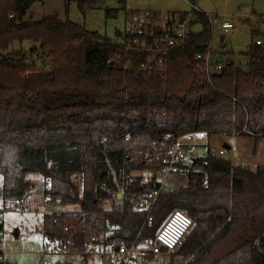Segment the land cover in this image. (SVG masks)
<instances>
[{
    "label": "trees",
    "instance_id": "1",
    "mask_svg": "<svg viewBox=\"0 0 264 264\" xmlns=\"http://www.w3.org/2000/svg\"><path fill=\"white\" fill-rule=\"evenodd\" d=\"M65 2L78 3L83 15L96 6L94 0ZM44 3L0 0L3 207L25 201L32 188L27 175L40 174L48 203L80 205L78 212L42 218L45 239L74 242L67 253H90L92 238L115 249L154 240L179 209L193 221L172 252L183 264H264V167L252 171L208 151L177 166L187 184L159 195L150 223L137 208L158 186L176 138L264 139V44L252 40L240 54L248 58V70L229 60L208 76L196 55L206 52L213 30L197 13L192 25L203 30L191 28L186 45L170 52L163 80L138 70L148 56L119 43L122 33L113 40L57 14L38 15ZM15 42L38 45L41 66L21 51L9 52ZM143 171L153 175L146 183L134 175ZM0 264H9L1 250Z\"/></svg>",
    "mask_w": 264,
    "mask_h": 264
},
{
    "label": "rangeland",
    "instance_id": "2",
    "mask_svg": "<svg viewBox=\"0 0 264 264\" xmlns=\"http://www.w3.org/2000/svg\"><path fill=\"white\" fill-rule=\"evenodd\" d=\"M186 1L195 2L200 10L214 13L218 19H226L234 24L235 29L224 35L219 21L214 20L211 40L213 48L223 57V62L230 60L238 64L242 70H248V58L240 54L247 51L251 41L259 37L260 32L264 33V0H94L96 6L85 15L80 12L76 2L68 5L65 0H45L44 4L38 5L37 13L57 14L62 21L69 20L91 32L115 40L116 33L123 32L124 20L128 13L148 8L153 11L184 13L190 11ZM106 10H115L116 17L107 18ZM223 35L225 49H222L221 43ZM257 41L264 44V37ZM35 46L38 47L32 42L22 44L15 42L9 52L21 51L29 58V62H36L41 66L42 53ZM225 145L230 148H225ZM208 151L213 156L227 159L233 165L243 166L252 171L264 167V139L255 141L252 137L235 134L213 135L208 139L201 134L198 135L192 149H187L185 163L191 165L193 159L207 156ZM134 175L141 176L144 183L153 178L149 171L136 172ZM27 178L32 183V188L19 212L15 210L17 207L15 202L3 207L0 189V250L9 264H49L56 256H52L51 253L43 254L45 242L42 234L43 215L78 212L80 205L48 203L43 197L46 186L44 178L34 173L28 174ZM157 180L163 181L159 176ZM186 184L187 180L183 174L171 173L165 186L168 191H174ZM103 244L100 241L99 247ZM137 258L135 264H183L182 257L172 252H162L152 255L151 258L140 254ZM58 259L63 261L60 257ZM110 259V256L99 255L89 264H109Z\"/></svg>",
    "mask_w": 264,
    "mask_h": 264
},
{
    "label": "built area",
    "instance_id": "3",
    "mask_svg": "<svg viewBox=\"0 0 264 264\" xmlns=\"http://www.w3.org/2000/svg\"><path fill=\"white\" fill-rule=\"evenodd\" d=\"M186 4L190 11L184 13L143 10L130 12L126 15L122 32L124 39L119 43L126 45V48L132 51L147 54V60L140 65L138 70L147 74L157 73L163 80H167L169 74L167 63L170 52L180 50L186 45L197 13L208 18L212 30L215 19L219 21L224 35L235 29L232 22L218 19L213 14L203 13L194 2L186 1ZM257 43L261 44L259 41ZM215 53L213 43L210 41L206 52L196 55L198 66L203 67L208 76L220 73L225 65V62L217 58ZM201 134L208 138L206 133H189L174 140L164 161L166 166L159 174V178L163 181L157 180L158 186L137 203V208L146 212L148 223L151 222L150 214L159 195L168 191L165 186L167 177L171 173L180 174L177 166L186 164V151L192 149L198 135ZM23 203V200H16L15 210L17 212L21 211L20 207ZM192 228L193 221L184 211L173 210L160 226L154 240H149L145 244L135 242L130 248L121 247L120 249H115L113 245L108 244L112 258L111 264H134L138 255L147 253L157 255L162 253L163 248H166L167 252H173L182 245ZM100 241L97 238L91 239L90 252H98V250H94V247L100 244ZM101 242L103 243V241ZM73 245L74 242L68 244L47 240L43 254L67 253L70 246Z\"/></svg>",
    "mask_w": 264,
    "mask_h": 264
},
{
    "label": "crops",
    "instance_id": "4",
    "mask_svg": "<svg viewBox=\"0 0 264 264\" xmlns=\"http://www.w3.org/2000/svg\"><path fill=\"white\" fill-rule=\"evenodd\" d=\"M146 10H151V9L148 8ZM185 12H187V11H185ZM202 12L215 15L214 13H210V12H204V11H202ZM263 18H264V16H263ZM259 34H260V35H258L259 37H257L254 40L255 42H257V39H260L261 37H264V33L263 32H260ZM214 52H216V51L214 50ZM215 55H217V58L222 59V62H223V57L221 55H218L217 52L215 53ZM228 148H230V147L228 146ZM0 185H2V182H0ZM42 234H43V232H42ZM43 237H44V235H43ZM44 240H45V242H44V244H45L47 239H45V237H44ZM94 250H98V252H94L93 251V252H90V253H87V254H82V253H58V254H52V256H56V257L53 258L51 260V262H49V264H89V262L92 263L94 261V259L97 258L99 255H100V257L103 256V255L110 256V252H109L110 249H109V246H108L107 243H104L102 247H99V244L95 245ZM3 255H4V253H3ZM59 257L63 261H60L58 259ZM137 257H139V255ZM110 258H111V256H110ZM4 259H5V257H4ZM137 259L138 258H136L134 264L136 263ZM111 260H112V258L110 259L109 264H111ZM5 261H6V259H5Z\"/></svg>",
    "mask_w": 264,
    "mask_h": 264
},
{
    "label": "water",
    "instance_id": "5",
    "mask_svg": "<svg viewBox=\"0 0 264 264\" xmlns=\"http://www.w3.org/2000/svg\"><path fill=\"white\" fill-rule=\"evenodd\" d=\"M202 30H203V26L201 24H197V25H194L192 27V32H194V33L201 32ZM224 40H225V37L223 35L221 37L222 49H225L226 48V45L224 44ZM225 148H228V145H225ZM121 197H122V194L119 193L118 194V199H121ZM162 252H167V249L166 248H163Z\"/></svg>",
    "mask_w": 264,
    "mask_h": 264
}]
</instances>
